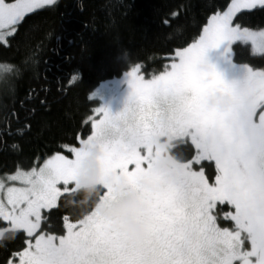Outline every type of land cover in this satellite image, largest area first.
I'll list each match as a JSON object with an SVG mask.
<instances>
[{
    "label": "snow or ice",
    "instance_id": "snow-or-ice-1",
    "mask_svg": "<svg viewBox=\"0 0 264 264\" xmlns=\"http://www.w3.org/2000/svg\"><path fill=\"white\" fill-rule=\"evenodd\" d=\"M54 3L0 0V43H9L26 14ZM253 9L264 10V0H232L213 11L198 35L178 43L147 77L143 64L133 63L121 111L94 108L90 131L75 134L78 146L63 143L42 162L0 174V264H264V67L241 62L243 78L229 81L207 61L221 45L229 61L233 45H250L264 57V27H245L237 16ZM20 71L5 64L0 85L10 88ZM216 92L228 97L226 110L207 107L206 97ZM161 139L179 158L168 172L157 167L165 153L154 141ZM85 145L101 153L98 201L117 198L114 174L140 193L141 243H128L91 205L63 215L61 228L50 226L60 198L79 186ZM141 180L152 189L142 190ZM14 239L22 242L13 250L7 241Z\"/></svg>",
    "mask_w": 264,
    "mask_h": 264
},
{
    "label": "trees",
    "instance_id": "trees-1",
    "mask_svg": "<svg viewBox=\"0 0 264 264\" xmlns=\"http://www.w3.org/2000/svg\"><path fill=\"white\" fill-rule=\"evenodd\" d=\"M231 1L58 0L26 15L9 43H0V66L13 63L21 69L10 88L0 85V174L42 162L63 143L78 146L75 134L90 131L87 117L100 103L91 96L102 83L123 77L137 62L146 77L161 69L170 50L191 42L207 17ZM243 13L237 16L245 27H264V10ZM233 48L236 64L264 67V57L253 55L248 45ZM74 74L78 78L70 85ZM69 198L58 201L52 228L62 227L63 215L80 214ZM21 242L7 244L14 250ZM3 256L0 248V260Z\"/></svg>",
    "mask_w": 264,
    "mask_h": 264
},
{
    "label": "clouds",
    "instance_id": "clouds-1",
    "mask_svg": "<svg viewBox=\"0 0 264 264\" xmlns=\"http://www.w3.org/2000/svg\"><path fill=\"white\" fill-rule=\"evenodd\" d=\"M206 105L209 108L226 110L230 106L227 96L218 92L210 93L206 97ZM158 147L165 153L158 162L157 167L168 172L176 163V155L171 143L166 139L154 141ZM88 155L82 165V175L79 186L74 195L69 198V203L78 207L80 210L86 209L89 205L96 208V211L104 218L112 221L116 231L127 237L130 244H139L145 236V205L141 200L140 193L128 187L123 175H113L110 183L113 185V192L116 199L98 201L97 197L101 191V185L98 183L100 175V166L97 157L100 156V149L96 145H85ZM142 190H151L153 185L147 180L139 181Z\"/></svg>",
    "mask_w": 264,
    "mask_h": 264
},
{
    "label": "rangeland",
    "instance_id": "rangeland-1",
    "mask_svg": "<svg viewBox=\"0 0 264 264\" xmlns=\"http://www.w3.org/2000/svg\"><path fill=\"white\" fill-rule=\"evenodd\" d=\"M57 1L58 0H55V3ZM45 7H49V6H45ZM43 8L36 9L33 12L41 10ZM243 11H250V10H242V12ZM248 46L250 47L251 50V46L250 45ZM251 53L253 54L252 50ZM253 55L259 56L258 54H253ZM207 61L210 64H214L217 70L222 72L225 79L229 81L241 80L244 76V72L243 69L241 68V65L236 64L233 61V56L231 57V61H229L227 54L224 53V45H221L219 48L216 49H210L209 52L207 53ZM2 68L3 66H0V70H2ZM130 91L131 89L128 83V76L126 73L121 78L102 83L100 87L94 91L91 97L100 102L98 107H105L112 114H115L123 109Z\"/></svg>",
    "mask_w": 264,
    "mask_h": 264
}]
</instances>
